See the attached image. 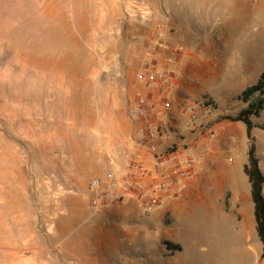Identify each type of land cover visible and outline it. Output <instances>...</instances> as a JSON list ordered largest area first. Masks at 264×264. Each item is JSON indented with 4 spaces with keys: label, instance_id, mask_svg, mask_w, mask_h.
<instances>
[{
    "label": "rangeland",
    "instance_id": "374dc122",
    "mask_svg": "<svg viewBox=\"0 0 264 264\" xmlns=\"http://www.w3.org/2000/svg\"><path fill=\"white\" fill-rule=\"evenodd\" d=\"M211 3L189 6L182 26L199 43L220 35L225 58L197 97L214 117L236 115L264 73V0ZM122 22L119 0H0V264H264L255 226L239 217L246 198L254 207L243 123L211 170L232 182L229 205L220 194L174 219L130 200L92 213L91 181L106 178L122 130L94 117L122 102ZM253 122L264 170V111Z\"/></svg>",
    "mask_w": 264,
    "mask_h": 264
},
{
    "label": "crops",
    "instance_id": "0c3cea01",
    "mask_svg": "<svg viewBox=\"0 0 264 264\" xmlns=\"http://www.w3.org/2000/svg\"><path fill=\"white\" fill-rule=\"evenodd\" d=\"M209 1L212 2V6L217 4V0H166L164 7L167 12V22L165 30L162 31L157 29L158 22L156 21L147 24L133 21L123 24L122 22L121 24L124 25L125 29L118 43L121 46L122 51L120 54L125 67H122L121 72L117 74L119 76L121 74L122 77L120 84L122 102L116 108L113 105L109 107V104L106 103L104 106L105 113L95 110L94 114L95 122H103L102 120H104L121 124L122 130L118 136L117 146L129 143L135 131L134 124L129 118L130 106L141 96L157 97V92L150 94L144 91L143 85L137 81L138 73L143 71L149 64L159 62L160 68L165 69L167 68V59L174 61L173 67L168 65L170 70L169 92L165 94L174 104V110L171 114L173 133L165 142V146H176L181 151L189 152L198 160V166L184 196L181 199L167 202L161 208L172 219L181 210L198 201L199 198L208 202L216 199L221 194L226 198L227 205L235 199L232 182L229 179L218 180L213 178L211 170L220 168L219 163L215 162L218 156L217 150L219 147H226L238 129V123L240 122L229 120V117L237 114L231 115L226 112L223 115L214 117V115L208 113L207 109L205 110V107H201L196 121L190 123L187 113V108H196L198 104L201 106L202 99L197 96H208L203 93V82L213 81L218 76L220 69L222 70L223 67L221 61L225 59L218 50L217 44L220 35L215 37V42L202 40L199 43L194 38L187 36L188 33L182 27L186 22L184 18L187 16L189 6L199 5L200 8H203L204 5H208ZM214 9L217 8L214 7ZM197 27H201L199 23H197ZM220 42L222 43V40ZM158 43L166 44L170 50L160 53L157 48ZM184 45H192L196 48L186 51ZM178 48H183V51L179 54L176 52ZM159 53L160 57L157 55ZM209 98L212 100L210 104L217 107L214 100L210 96ZM113 148L115 147L111 149ZM111 149L107 151L106 156H108ZM260 167L264 174L261 161ZM130 201L131 204H135L132 200ZM245 201L248 210L244 215L239 214V217L244 219L249 226H255L257 232L252 194L253 209L247 198ZM122 204L123 202L117 204L114 207L115 210L111 213L115 214L121 211Z\"/></svg>",
    "mask_w": 264,
    "mask_h": 264
},
{
    "label": "built area",
    "instance_id": "2783aa9c",
    "mask_svg": "<svg viewBox=\"0 0 264 264\" xmlns=\"http://www.w3.org/2000/svg\"><path fill=\"white\" fill-rule=\"evenodd\" d=\"M165 1L119 0V3L128 21L142 24L156 21L157 29L162 31L167 22ZM157 48L160 53L170 50L164 43H158ZM182 51L183 48L176 50L178 54ZM166 62L165 69L157 62L147 65L137 75L144 91L157 92V97L141 96L130 106L129 118L135 127L131 141L111 149L106 178H95L90 184L94 215L126 200L153 213L167 202L181 199L194 177L198 160L176 146H165L173 133L171 114L174 110L172 100L165 96L169 92L168 65L175 64L172 59ZM201 107L187 108L190 123L196 121Z\"/></svg>",
    "mask_w": 264,
    "mask_h": 264
},
{
    "label": "trees",
    "instance_id": "16d2710c",
    "mask_svg": "<svg viewBox=\"0 0 264 264\" xmlns=\"http://www.w3.org/2000/svg\"><path fill=\"white\" fill-rule=\"evenodd\" d=\"M247 107L241 110L236 116L229 117L232 122H240L246 125L250 148L248 152V163L245 166V173L251 185V194L255 206V218L257 232L263 245L264 257V174L260 167L255 144L253 143V130L256 127L253 120L259 118L264 111V73L257 84L248 87L239 97ZM173 250H180L179 245H169Z\"/></svg>",
    "mask_w": 264,
    "mask_h": 264
}]
</instances>
